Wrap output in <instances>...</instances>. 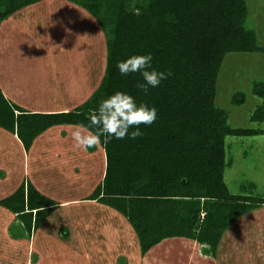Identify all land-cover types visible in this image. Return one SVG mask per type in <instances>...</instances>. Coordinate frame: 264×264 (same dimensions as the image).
Returning <instances> with one entry per match:
<instances>
[{
  "label": "trees",
  "instance_id": "1",
  "mask_svg": "<svg viewBox=\"0 0 264 264\" xmlns=\"http://www.w3.org/2000/svg\"><path fill=\"white\" fill-rule=\"evenodd\" d=\"M38 1L0 0V22ZM63 1L85 11L102 33L100 80L79 105L59 112H28L0 90V129L14 133L27 150L53 125L87 126L89 110L116 91L132 95L137 104L155 107L157 118L151 125H140L142 136L112 137L107 144L101 137L104 172L87 198L122 214L141 251L172 236L194 239L214 251L230 222L264 204L263 196L242 194L244 186L235 194L223 181L229 166L224 137L264 134V129L230 127L225 111L213 104L224 54L262 50L245 25V0ZM148 53L152 68L171 75L145 94L136 87L142 82L139 73L122 76L115 65L130 55ZM250 93L264 97V80H254ZM244 98V92L235 91L230 102L239 105ZM263 116L264 107L257 106L250 117L259 121ZM51 205L27 181L0 198V206L19 224L15 235L10 231L13 238L37 227Z\"/></svg>",
  "mask_w": 264,
  "mask_h": 264
},
{
  "label": "crops",
  "instance_id": "2",
  "mask_svg": "<svg viewBox=\"0 0 264 264\" xmlns=\"http://www.w3.org/2000/svg\"><path fill=\"white\" fill-rule=\"evenodd\" d=\"M38 2L15 11L17 16L22 13H19L20 10ZM49 2L48 7L59 11L61 18L48 27L51 30L71 29L68 31L70 40L62 42L65 52L52 40V33L56 31L45 33L48 43L53 45L50 43V52L43 58L35 51V45H32L33 49L22 52L20 45L25 40V32L19 29L23 28V22L18 18L15 20L12 15L15 12L0 22V90L7 100L28 112H59L73 108L84 100L80 96L88 91V84L96 86L100 80L97 78L102 75V72L99 75L95 72L89 77L87 68L82 78L77 77L76 69L71 70V76L64 72L62 68L66 70L67 60L75 62L81 59L80 51L90 45L89 20L93 27L96 24L85 11L70 2ZM79 26L84 28L85 34L75 43L73 39ZM94 28L98 32L97 26ZM91 34L97 36V33ZM64 55L65 62L62 61ZM84 56L88 57V54ZM44 59L56 63L42 64ZM101 63L103 69V60ZM38 71L39 76L46 75L43 81L41 78L31 79L37 77ZM22 79L23 89L19 87ZM72 130L73 125H53L38 134L24 150L14 133L0 129V171L7 172L9 176L8 181L4 179L6 173L0 179V198L11 193L21 181H27L52 201V207L40 224L25 236L29 239L27 247H12L20 244L19 239H10L15 244L8 242L11 248L15 251L19 249L23 255L25 250L22 264H25L29 253L32 259L35 255L39 257L33 245H41L44 249L48 247L51 253H61L66 264H264V213L261 208L244 212L230 222L214 251L206 244L184 236L162 238L141 251L133 229L122 214L87 198L103 176V150L99 144L92 151L74 149ZM67 178L71 180L66 181ZM261 207L264 208V204ZM3 210L8 213L3 215V221L15 220L13 213L5 208ZM54 217L61 227L37 235L38 228H45L49 218ZM29 249H35L34 253Z\"/></svg>",
  "mask_w": 264,
  "mask_h": 264
},
{
  "label": "rangeland",
  "instance_id": "3",
  "mask_svg": "<svg viewBox=\"0 0 264 264\" xmlns=\"http://www.w3.org/2000/svg\"><path fill=\"white\" fill-rule=\"evenodd\" d=\"M49 1L50 0H41L36 5L28 6L23 11L20 10L19 13H22L19 14V16H17L18 12L12 14L15 16V20L18 18L23 22V28L19 29L22 30L21 32H25L23 37L25 40L20 45V47H22V52L33 49L35 45V51L41 54L39 57L43 58L46 53L50 52L49 47L51 43L50 41V43H48L49 39L48 37L46 39L45 33L48 34L49 32V34H51L52 31H56L52 33V40L60 45V48H62L61 51L65 52L62 42L70 40L68 31L70 32L71 29L61 30L56 28L51 30L48 27L49 24L54 23V20L59 21V18H61L59 11L56 12L52 7H48ZM245 3L247 6L245 25L253 30L256 43L262 50L250 52L231 51L224 54L215 81L213 104L225 111L226 123L230 127L261 131L264 129V116L259 121L251 120L250 116L257 106L264 107V97L259 98L250 93V85L254 80L264 79V0H245ZM44 15H47V17H44ZM81 25L84 26L83 23ZM82 26H79L80 28H78L77 35L73 39L75 43H78L85 34ZM94 27L92 26V21L89 20L88 44L90 45L88 48L86 47L80 51L79 56H82L81 59L75 62L67 60L69 63L67 64L66 70L61 67L67 75L71 76L69 73L72 69H76L78 71L77 77L81 78L86 75V68L89 72V77L95 72H98V75L102 72L101 61L103 60L102 57L104 54V41L101 31L98 28V32L95 31ZM92 32L97 33V36H93L91 34ZM72 36L73 35H71V39ZM31 39L34 40L35 43L32 42ZM51 44L53 45V43ZM77 53H79V51H77ZM86 54H88V57L84 56ZM62 59V61L65 62V55ZM41 63L55 64L56 61L44 59ZM17 76L20 78V74ZM38 78H41L43 81L46 75L39 76L38 71L37 77H31V79L34 80ZM99 78L100 77L97 79ZM23 81V79L19 81L21 84L19 87L22 89L25 87L22 84ZM90 81L91 79H89V83ZM37 83L38 82H36V84ZM94 87V84H88V91L81 94V100H85ZM235 91L244 92V101L239 105H234L230 102L231 94ZM224 149V157L225 160L228 161L229 166L224 168L223 181L228 189L237 194L239 192V187L244 186L243 189H241L242 194H253L264 197V134L257 133L244 136H225ZM4 176V179H9L7 172L0 171V179ZM67 180L71 179L67 178L66 181ZM13 182L14 181H11L10 183ZM261 206L256 208H261L264 213V208ZM5 212L6 211L0 207V264H22L25 259V250L23 255L19 249L17 252L11 248V244L8 242L15 244V242H12L10 239H19L18 243L20 244L12 247H27L29 239L25 237V235H22L20 238L11 237L10 231L14 234L18 230L19 224L18 221L16 219L13 220V218L3 221L2 218L5 219L4 216L8 214L7 212L5 214ZM202 214L203 212L199 215L202 216ZM55 215L58 218V212ZM54 218H49V223L46 227L38 228L36 234L39 235L49 230L53 231L57 226L60 228L61 224H59V220ZM33 247L38 250L39 257L35 255V259H32L31 253H29L25 264H66L64 257H61L63 256L61 253L60 255L53 252L51 253L48 247L44 249L41 245H33ZM29 250L32 251V249ZM34 250L32 251L33 253Z\"/></svg>",
  "mask_w": 264,
  "mask_h": 264
},
{
  "label": "clouds",
  "instance_id": "4",
  "mask_svg": "<svg viewBox=\"0 0 264 264\" xmlns=\"http://www.w3.org/2000/svg\"><path fill=\"white\" fill-rule=\"evenodd\" d=\"M116 68L122 76L139 73L142 82L136 87L147 94L149 87H157L167 79L165 73L152 68V54H133L116 62ZM157 118V109L144 103L137 104L134 97L123 91H116L99 102L96 109H90L87 119L90 123L73 125L71 138L73 148L87 150L101 143L110 142L112 137L124 139L129 136L136 139L143 135L140 125H151ZM130 128L135 130L129 132Z\"/></svg>",
  "mask_w": 264,
  "mask_h": 264
}]
</instances>
